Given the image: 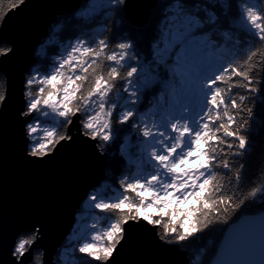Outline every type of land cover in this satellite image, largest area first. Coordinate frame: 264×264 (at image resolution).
<instances>
[{
    "label": "snow or ice",
    "instance_id": "6c2138e0",
    "mask_svg": "<svg viewBox=\"0 0 264 264\" xmlns=\"http://www.w3.org/2000/svg\"><path fill=\"white\" fill-rule=\"evenodd\" d=\"M24 7L0 12V64L18 54L4 33ZM29 56L18 89L0 67V117L20 128V158L41 168L61 150L84 154L119 195L86 192L114 218L102 231L73 225L63 261L37 247L40 219L11 237L0 229V264H112L134 230L174 264H264V169L247 175L264 113V0H75Z\"/></svg>",
    "mask_w": 264,
    "mask_h": 264
},
{
    "label": "water",
    "instance_id": "95a60500",
    "mask_svg": "<svg viewBox=\"0 0 264 264\" xmlns=\"http://www.w3.org/2000/svg\"><path fill=\"white\" fill-rule=\"evenodd\" d=\"M75 0H27V7L10 13L5 35L18 44V54L0 67L15 73L29 63V49L54 14L72 6ZM33 66V65H32ZM13 109L18 106L19 96ZM20 128L12 116L0 117V229L11 237L28 223L40 219L45 235L37 247L47 250L54 261L59 247L75 224L86 192L97 187L105 176L98 164L84 154L61 150L41 168H33L20 158ZM130 240L115 253L112 264H174V252L155 247L142 230L130 231ZM28 264V261L25 262Z\"/></svg>",
    "mask_w": 264,
    "mask_h": 264
},
{
    "label": "trees",
    "instance_id": "16d2710c",
    "mask_svg": "<svg viewBox=\"0 0 264 264\" xmlns=\"http://www.w3.org/2000/svg\"><path fill=\"white\" fill-rule=\"evenodd\" d=\"M12 0H0V12L6 11L10 5H11ZM55 43L52 45H49L47 51L49 56H53L56 52H58L61 47H62V42H63V35H59L57 37H54ZM34 68H39L41 67L40 64H34ZM222 87H226L223 86ZM115 99V97H114ZM261 121H264V113L257 112V123L254 127L253 131V137H254V145L253 148L247 157V175L249 177L252 176H257L259 171L261 169H264V123H261ZM105 176L102 179L101 183L95 187L98 189L101 193H103L106 197H111L112 194L116 193V186H117V181L114 178V176L111 173H108L104 171ZM259 179H264V177H259L257 179V183H259ZM87 213V216H84L83 214ZM96 215L97 220L94 222L97 225V230L101 231L102 228L105 226L107 222H110V218H114L111 216V214L108 213H100L98 210H95L93 207L89 209L88 207L86 208L85 205H82L80 210L78 211L77 215L79 216V221H76L75 224L78 223H83L84 221H87L91 215ZM77 220V219H76ZM93 224V223H92ZM91 224V225H92ZM90 225V227H91ZM77 227V226H76ZM215 235L210 234L206 237L203 238L202 241H196V246L201 245L202 243H208L209 241H215ZM66 243V239L62 244ZM61 244V245H62ZM57 253H60V258L64 257V249L60 246L59 250ZM57 258V254L54 257V261Z\"/></svg>",
    "mask_w": 264,
    "mask_h": 264
},
{
    "label": "rangeland",
    "instance_id": "374dc122",
    "mask_svg": "<svg viewBox=\"0 0 264 264\" xmlns=\"http://www.w3.org/2000/svg\"><path fill=\"white\" fill-rule=\"evenodd\" d=\"M116 195H119V193L116 191V193H114V194H112V196L111 197H114V196H116ZM82 205H85L86 206V208L88 207L89 209H91V205L88 203V201H87V199L85 198V200L83 201V203L81 204V206ZM84 216H87L88 214L87 213H84L83 214ZM76 221H79L78 219H79V216L78 215H76ZM97 220V217H96V215H91L90 216V218L87 220V221H84L83 223H78V224H75V226H77V228H81V229H84L85 231H87L89 228H90V225L92 224V223H94L95 221ZM109 222H107L106 224H105V226L108 224ZM104 226V227H105ZM103 227V228H104ZM103 228H102V230H103ZM101 230V231H102ZM63 259H64V257H61V260L63 261Z\"/></svg>",
    "mask_w": 264,
    "mask_h": 264
}]
</instances>
